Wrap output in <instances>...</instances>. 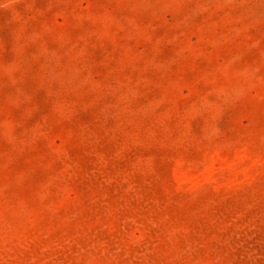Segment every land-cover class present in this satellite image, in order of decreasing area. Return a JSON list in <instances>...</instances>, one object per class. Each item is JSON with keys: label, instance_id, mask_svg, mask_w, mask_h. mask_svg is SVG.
<instances>
[{"label": "rangeland", "instance_id": "1", "mask_svg": "<svg viewBox=\"0 0 264 264\" xmlns=\"http://www.w3.org/2000/svg\"><path fill=\"white\" fill-rule=\"evenodd\" d=\"M0 264H264V0H0Z\"/></svg>", "mask_w": 264, "mask_h": 264}]
</instances>
